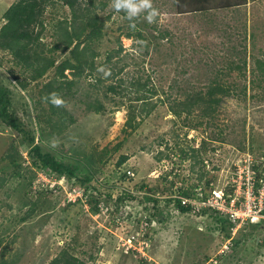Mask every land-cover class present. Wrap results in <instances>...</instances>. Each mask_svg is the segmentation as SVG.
<instances>
[{
	"label": "rangeland",
	"instance_id": "obj_1",
	"mask_svg": "<svg viewBox=\"0 0 264 264\" xmlns=\"http://www.w3.org/2000/svg\"><path fill=\"white\" fill-rule=\"evenodd\" d=\"M16 1L0 0V28L4 12ZM245 2L204 16L178 13L175 0H152L155 21L149 23L145 12L135 17L144 40L126 37L133 20L107 2L97 12L104 24L91 49L96 67L107 54L113 56L100 75L105 78L113 67L115 77L96 85L83 74L69 95L58 96V109L65 115L58 136L37 124V116L49 112L46 102L38 104L39 92L57 82L56 66L71 60L69 52L45 54L54 67L33 81L10 51L0 50V84L11 92L12 110L23 129L43 152L78 164L76 177L89 179V192L104 202L96 214L85 199L67 204L66 191L76 179H55L32 168L21 136L0 123V264H48L63 250L87 264H264V222L258 229L236 230L234 237L245 235L241 243L225 249L223 234L209 214H182L174 206L185 191L193 195L191 203L198 210L203 196L222 189L237 158L248 152L239 146L254 148L252 155L264 166V80L254 90L251 85L253 59H264V0ZM62 18H70L68 8L46 9L41 44H53L51 26ZM163 30L169 32L167 40L159 38ZM244 47L245 77L235 72L225 76L226 83L246 88L244 99L223 98L213 120L204 119L199 110L189 117L170 111L167 96L184 100L177 88L170 89L174 80H192L194 88L202 89L206 69L217 62L214 71L223 72L228 60H237L231 48ZM64 75L73 79L68 70ZM138 81L154 87L156 95L151 98L146 88L137 92ZM117 82L127 97L107 92L105 87ZM143 94L152 106L148 116L137 113L143 104L135 98ZM255 94L261 99L253 98ZM96 101L102 111L89 113L87 106ZM121 156L127 160L118 167ZM119 196L123 202L117 201ZM128 240L137 251L128 247Z\"/></svg>",
	"mask_w": 264,
	"mask_h": 264
},
{
	"label": "trees",
	"instance_id": "obj_2",
	"mask_svg": "<svg viewBox=\"0 0 264 264\" xmlns=\"http://www.w3.org/2000/svg\"><path fill=\"white\" fill-rule=\"evenodd\" d=\"M106 1L110 2L112 0H17L14 4L8 7L3 14L5 23L0 28V50L10 51L11 55L16 60L17 65L26 72H30V78L33 81L42 78L49 69L54 67V62L51 59L47 60L45 54L56 53L60 50L62 52H69V55L71 56V60H66L56 66L57 82L55 84H51V82L46 84L39 92L40 99L38 104L43 101L46 102L48 104L49 112L42 117L38 115L37 124L48 126L51 133L55 136H58V133L65 128V115L60 112L58 106L51 102V94L55 93L57 97L62 94L63 96L69 95L70 89L74 87L75 82L78 81L83 74H85L86 78L92 77L94 82L97 83L96 85H99L102 80L108 81L111 77H115V68L113 67L107 68L108 71L105 78H102L100 75V69L104 65L108 66L113 56L107 54L104 63L96 67L94 60L97 56L91 49V44L97 42L102 36L104 21L100 20L97 12L105 9L107 6ZM181 1L184 4L183 6H185L182 10L180 9V7H182V3H180ZM245 1L246 0H228V2H220L216 4L214 0H175V7L180 14L188 12H203L206 13L203 14L205 16L213 10L245 6L247 3ZM58 5L69 9L70 18L57 20V22L51 26L53 33L52 37L55 40L53 44L48 47L41 44L42 35L47 27V25L44 24L42 17L48 7L54 9ZM125 14L126 13L123 12V15ZM145 15H147V12H145ZM131 25L132 26L128 27L129 34L126 35V37L128 38L130 35L134 34L137 39L144 40L140 31L141 25L136 22L135 18ZM159 34V38L164 40H167L169 37V32L165 30L160 31ZM80 47L81 49H79ZM231 49V54H233V56L237 55V60H228L223 72L221 70L214 71L217 62L214 64V68L210 67L211 69L213 68L212 70L206 69V74L204 73L205 76L203 75L205 78L207 76L205 80L206 83L204 82L205 78H200L199 80H203L204 82L202 89L194 88L192 84L194 81L192 80L181 79L179 81L176 79L173 81L170 89L177 88V91L181 92L184 96L183 101L177 100L178 98H170V96L166 97V102L169 104L170 111L173 114L180 116V114L183 113L189 117L193 115V111L199 110L200 112L198 111V113H201L199 115L204 119L213 120L216 113H218V106L223 98L236 97L244 99L246 97L245 87L239 88L235 83H226L225 81V76H230L231 72H235L237 76L241 77H245L246 75V57L241 58V55L246 53V48L244 47L241 51H238L235 48ZM253 60L251 74L255 79H252L251 85L254 90V87H259L260 82L264 80V59ZM66 70L70 71L73 79H67L66 75H64ZM185 72L187 73V70L183 71L184 75H186ZM208 74H210V76L212 75L213 79H210ZM136 85L137 92L141 88H146L147 90L145 93L151 95V98L156 95L157 90L154 87H148L146 83L141 84L139 81ZM21 88L24 89L25 85L21 84ZM105 88L107 92L111 94L120 95L122 98L127 97V95L124 94L126 91L121 90V84L119 82L108 84ZM253 98L259 100V98L261 99V96L255 94ZM135 99V101H141L143 104L137 113L148 116L152 110V106L151 103L146 100V95L143 94L142 96H137ZM87 110L89 113L98 114L102 111V106H100L98 102L96 104L92 103L87 106ZM53 116L56 117V120L52 119ZM131 121H133V117L128 120L129 123ZM0 123L21 136L28 148L27 158L32 168L42 171L46 176L55 179H62L65 177L68 181L75 178L76 184L70 189H76L83 192L85 202L90 206V210L93 214L100 212V206L104 207V202L101 198L89 192V188H91L89 179L85 177L80 180L77 178L78 176L76 177L77 171L80 170L79 165L66 163L61 159L58 160L48 152L42 151L39 143H35V138L23 129V124L19 121L12 110L11 92L2 84H0ZM239 149L242 151L244 150V152L248 151L251 154L252 151H254V148L251 149L248 147L247 150L244 146H239ZM126 160L127 156H121L120 160L117 162L118 167ZM255 171L256 176L260 177V170L258 171V168L256 167ZM228 179L229 175L225 180ZM225 182L226 181H224V183ZM224 183L222 185H224ZM209 184L211 185L214 183L210 182ZM214 187L215 185L213 187L210 186V189ZM93 188L94 187L92 186V189ZM206 197L203 196L201 200H204ZM191 199H193V195L184 191L178 199L174 200V206L182 214L189 212L199 213L200 216L209 214V216H211L210 218H212L217 225L218 230L223 234L222 238L224 241L231 239V229L234 224L218 211L203 207H200L197 210L191 203ZM117 201L123 202L124 198L119 196ZM77 203L81 204V201L78 200ZM77 203L67 204L74 205ZM148 221L146 223H148ZM259 225L261 224L246 223L237 231H244L246 226L258 229ZM250 235L247 234L246 237L248 238ZM239 236L240 237H232L229 247L231 246L234 248L241 243L240 238L245 235ZM1 264H5V262L2 261ZM48 264L87 263L75 257L69 250H63L55 258L51 259Z\"/></svg>",
	"mask_w": 264,
	"mask_h": 264
},
{
	"label": "built area",
	"instance_id": "obj_3",
	"mask_svg": "<svg viewBox=\"0 0 264 264\" xmlns=\"http://www.w3.org/2000/svg\"><path fill=\"white\" fill-rule=\"evenodd\" d=\"M237 160L230 169L229 179L224 183L223 188L212 190L209 198L206 197V201H199L198 204V207L210 208L224 216L227 215L235 226L232 229V236L243 224L264 222V166L248 152L243 153ZM256 167L258 171L260 170V177L256 176ZM84 199L80 190L66 191L68 203H77L78 200L83 203ZM136 242L140 243L138 240ZM127 245L131 248L130 240ZM135 247L132 246L131 249L137 251Z\"/></svg>",
	"mask_w": 264,
	"mask_h": 264
},
{
	"label": "clouds",
	"instance_id": "obj_4",
	"mask_svg": "<svg viewBox=\"0 0 264 264\" xmlns=\"http://www.w3.org/2000/svg\"><path fill=\"white\" fill-rule=\"evenodd\" d=\"M112 7L117 11L123 10L126 13L127 18L131 21L133 18L138 17L141 13L147 12L146 19L149 23H153L155 21L158 12L152 6V0H112ZM100 71H103L101 68ZM51 102L59 106L62 104V100L59 99L55 93L51 94ZM253 224V223H249ZM235 226H233L234 228ZM232 228V229H233ZM231 229V231H232ZM234 237L231 234V239ZM231 239H228L225 242L224 248H228ZM223 251V250H222ZM222 253V252H221Z\"/></svg>",
	"mask_w": 264,
	"mask_h": 264
}]
</instances>
